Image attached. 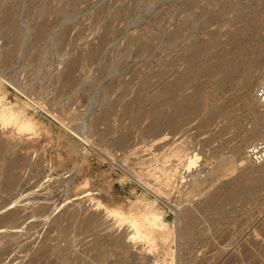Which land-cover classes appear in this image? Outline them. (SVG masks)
I'll list each match as a JSON object with an SVG mask.
<instances>
[{"label":"rangeland","instance_id":"374dc122","mask_svg":"<svg viewBox=\"0 0 264 264\" xmlns=\"http://www.w3.org/2000/svg\"><path fill=\"white\" fill-rule=\"evenodd\" d=\"M263 71L264 0H0V94L36 122H0V264H263L264 165H236ZM176 168L168 206L145 184ZM99 198L174 240L128 243Z\"/></svg>","mask_w":264,"mask_h":264},{"label":"bare ground","instance_id":"6f19581e","mask_svg":"<svg viewBox=\"0 0 264 264\" xmlns=\"http://www.w3.org/2000/svg\"><path fill=\"white\" fill-rule=\"evenodd\" d=\"M182 79L184 80L185 78H182ZM251 82L252 81L250 79L248 85ZM5 99H6V95L4 93L0 94V122H1V124L4 126H7V127H8V125L12 124L17 128V130H15V131H25V133H26V131H34V127H35L36 122L32 118H28V116L26 114L27 110L25 108V105H22V107H20V108H16V106H15L16 104L13 105V104H11V102L5 103ZM254 102L256 103L258 108H260V106L258 105L255 98H254ZM262 110L264 111V109H262ZM160 119L161 118L158 115L156 120L158 122H160ZM156 122H155V124H159ZM253 134H254L253 137H255L257 139L264 138V115L260 117V119L258 121V125L255 128ZM21 135H22V132H21ZM165 139H166V137L164 136L160 140L163 141ZM158 141H159V139H158ZM155 142H157V141H155ZM119 144L120 145L125 144V139H123V138L120 139ZM235 152L241 153V148L237 147L235 149ZM187 155L185 156V161H183V162H184V170L188 171L191 168V165L194 163V161L190 157H188ZM246 164L253 165V166H260V165H255V164L249 162L248 159H246V157H245V151H244V157L240 158L239 164L237 163L236 165L243 166ZM261 165H264V163ZM160 172L163 176V180L160 181V185L163 188L162 187H154V186L149 185L148 183H146V184L143 183V184H145V186L149 187V189H151L160 199H162L165 202L166 205H168L167 202L169 199L167 200V202L164 200L165 198H168L167 197L168 196V192H167L168 187H170L172 185V181L175 180L176 178H180L183 182L184 177L182 176L183 174L181 173V171L178 168L174 169L173 171H168L167 169H164V170H161ZM130 174L133 177L138 178L139 180H141L143 177L137 171H132ZM154 175H156V174H154ZM235 196H236V191H234L233 189H228V191H227L228 199L231 200ZM103 199L104 198H102L100 200V198H99L98 204L105 206L107 211L111 215H113L116 219H118L120 224L124 222L123 224L128 225L127 226L128 231L125 235L129 240L128 243L136 244L138 242H144V243L148 244V247L150 248V250L154 252V250L155 251L158 250V248L161 247L163 244L169 245L170 242L172 240H174L173 236H174L175 231L173 229H170L171 227L169 228L168 224L163 221L164 219L162 220L161 214L157 210L152 208L153 206L151 207L150 205H145L143 208H140L138 205L135 206V204H134L132 209H130L129 211H125V210L118 208V207L107 206V204L103 202ZM218 208H219V205L215 204V203H208L207 205H205V209H207V210H217ZM177 210H181V209L179 208ZM183 214H184L183 211L180 213V215L178 213L179 216L182 215L181 217H184ZM155 233H160V236H158V238H155V236H154ZM180 233L182 234V237H185L187 239L190 238V236H191V233L189 232L187 225L183 230L180 231ZM167 252H168V256H171V254L173 253L171 248H169ZM257 263H258V261H257Z\"/></svg>","mask_w":264,"mask_h":264},{"label":"built area","instance_id":"2783aa9c","mask_svg":"<svg viewBox=\"0 0 264 264\" xmlns=\"http://www.w3.org/2000/svg\"><path fill=\"white\" fill-rule=\"evenodd\" d=\"M254 98L261 109H264V71L254 90ZM245 157L255 165L264 163V138L258 139L248 145L245 149ZM264 264V262H263Z\"/></svg>","mask_w":264,"mask_h":264}]
</instances>
